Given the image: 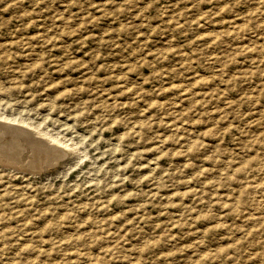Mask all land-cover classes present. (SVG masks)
<instances>
[{
	"label": "rangeland",
	"instance_id": "obj_1",
	"mask_svg": "<svg viewBox=\"0 0 264 264\" xmlns=\"http://www.w3.org/2000/svg\"><path fill=\"white\" fill-rule=\"evenodd\" d=\"M0 113V264H264V0H0Z\"/></svg>",
	"mask_w": 264,
	"mask_h": 264
},
{
	"label": "bare ground",
	"instance_id": "obj_2",
	"mask_svg": "<svg viewBox=\"0 0 264 264\" xmlns=\"http://www.w3.org/2000/svg\"><path fill=\"white\" fill-rule=\"evenodd\" d=\"M75 152L76 146L65 144L39 123L0 113V164L45 172L65 165Z\"/></svg>",
	"mask_w": 264,
	"mask_h": 264
}]
</instances>
